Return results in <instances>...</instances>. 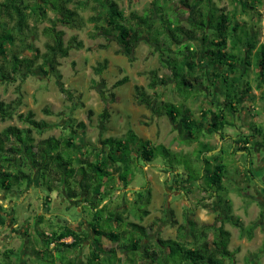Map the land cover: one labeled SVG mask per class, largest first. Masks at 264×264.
<instances>
[{"label":"rangeland","instance_id":"1","mask_svg":"<svg viewBox=\"0 0 264 264\" xmlns=\"http://www.w3.org/2000/svg\"><path fill=\"white\" fill-rule=\"evenodd\" d=\"M28 1L33 3V0ZM114 1L124 15L135 12L138 15L146 14L152 17L155 13L151 4L154 0ZM242 1L250 8H243L232 0H202L200 4L202 13H211V10L215 9L214 14H225L231 23H238L236 35L242 42L240 44L242 52L245 43H252L251 40H254L256 45L249 58H245L249 60L250 66H244L245 64L241 66L244 78L251 84L253 90L244 99L237 98L236 107L239 112L234 114L224 112L223 116L229 124H225L220 133L211 132L208 123L205 122V136H200L199 140L192 143L185 138L182 141L178 130L180 126L176 124L177 122L172 123L163 111V114H154L145 105L137 102L135 87H140L141 91L150 96L154 107L161 102L172 104L179 111L183 109L188 111L187 116L198 122L202 121L201 111H215L221 105L223 98L219 85L211 88L209 92L205 90V81L199 78L195 81L194 77L189 80L192 85L188 89L191 91L193 88L191 95L187 100H183L179 96L177 84L170 71L161 66L156 47L148 40L147 35L137 42L132 50L131 60L128 59L114 37H110L100 29L103 22L96 24L89 21L91 17H97V13L103 10L95 0H72L67 5L75 9L78 3H85L83 8L76 7L77 25L72 28L60 23L57 25L56 29L64 33L63 41L68 47V56L56 58L57 66L48 74L42 72L47 70L43 66L47 42L43 29L51 25L50 21L54 19V14L47 11L45 15L32 17L27 21L26 27L22 29V36L26 44L32 45L39 52L37 58H34L33 52L28 49L22 55L35 59L32 74L10 83L0 78V98L4 102L18 101L19 103L15 105L16 114H26L31 111L36 120H46L51 125V128L41 135L33 134L36 140L62 136L67 132L69 125H72L77 131L78 141L82 143L98 145L100 140L106 137L124 139L129 130H132L139 138L151 142L154 150L159 152L155 163L144 166L143 170L141 168L137 170L135 164L129 169H123L122 173L131 177L130 186L124 189L121 184L118 185L117 189L121 191L113 195V207L110 209L117 208L119 213L124 210V213L121 212L122 218L127 222L143 225L151 240L174 238L177 235V227L183 225L187 219L208 225L216 222L220 213L216 198L210 197L197 188L193 180L199 177L201 179L199 187L206 189L207 175L204 177L203 174L212 173L215 163L222 162L225 166L222 186L229 192L232 214L238 217L241 223L238 226L224 224V228L230 233L228 248L235 254V264H264V219L261 217V213H264V190L262 189L264 188V76L262 80H258L256 77L258 70L254 63L256 50L260 45H264V0H257L254 4L252 0ZM3 2L4 0H0V3ZM158 2L161 7L159 13H163L164 18L168 16L170 19L175 12L182 27L189 28L192 16L185 11L186 7L181 0H158ZM2 21H6L7 29H10L13 22L3 16ZM200 37L201 34L188 41L197 52L201 47ZM228 45L230 47L231 43L229 42ZM19 46L22 45L16 36L14 50L16 51ZM9 56L10 51L5 57L0 58V65H10ZM98 64L105 65L101 75L94 72V67ZM197 65L200 67L202 64L198 61ZM3 69L7 68L3 66ZM152 71H156L158 79L164 82L161 85L158 84L154 90H149L147 85ZM195 75L197 77L199 71ZM123 78H126V83L113 88L115 82ZM258 81L262 85L259 88L255 87ZM60 89H64L68 94H63ZM200 90H205L206 94ZM211 102L215 106H211ZM44 110H47L49 114L47 115ZM104 110L109 113L106 121L100 118ZM207 121L209 122V119ZM79 123L84 124V129L75 127ZM8 125L24 127L16 115L11 120L0 122V130ZM254 125L262 129L263 135L256 138L257 140L250 138L251 144L246 146L248 151L237 153L238 155L232 154V149L237 150L242 147L234 141L240 134L250 135L249 128ZM184 134H182L183 137L188 136L187 133ZM203 144L212 148L206 153L207 160L212 162L210 166L202 162L203 154L199 153ZM162 145L173 153L169 155L168 161L162 155L163 150L160 147ZM164 164H167L166 167ZM114 173L117 172L114 171ZM129 188L149 189L151 192L149 203L146 204L143 200L141 203L143 202L144 206L139 202L134 205L132 201H138L136 198L139 193L136 197ZM1 192L10 196L8 200L14 203L12 210L15 218L19 219L16 221L19 223L17 229L25 223L30 234L26 245L23 244L25 241L21 235H14L16 236L15 245H20L16 246V252L12 255L9 254L10 251L6 254L1 253L0 264L88 263L89 252L93 249V245L91 246L89 242L87 243L89 245H78L75 249L62 248L60 252L54 250V244L48 247L42 244L43 239L50 236L53 230L63 226L69 227V224L77 232H84L81 236L84 239L93 238V233L85 225V222L90 220V212L87 209L82 214L83 220H78V213L81 211L78 202L69 204L60 199L58 194L50 195L51 204L47 203L45 208L46 211L47 208L49 209V213L45 216H50L51 220L47 218L49 222L46 224L36 225L33 224L35 212L33 211L31 215V211L37 206L36 198L41 193L45 195L44 190L37 191V195L30 193L23 203L12 199L15 196L14 192L5 193L0 190ZM1 201L3 202L0 204L1 209H7L10 213L7 201L4 199ZM4 202L5 207H3ZM39 207L42 208L41 203ZM136 209H144L147 214L141 215ZM26 218H28L27 221H25ZM249 227L251 238L242 233V230L246 232ZM43 234L44 236H41ZM185 236L189 238L187 232ZM71 241L67 238L62 242L69 244ZM111 247L114 248L115 245L103 239L98 248L101 251H107ZM10 249L14 251V247ZM23 251L25 254L22 259ZM36 251L40 254L38 257L34 254ZM119 256L124 258V255Z\"/></svg>","mask_w":264,"mask_h":264},{"label":"trees","instance_id":"2","mask_svg":"<svg viewBox=\"0 0 264 264\" xmlns=\"http://www.w3.org/2000/svg\"><path fill=\"white\" fill-rule=\"evenodd\" d=\"M181 1L186 7L185 11L192 16L189 28L182 27L175 12L170 19L168 16L164 18L165 15L159 13L161 7L158 0L151 3L155 10L152 17L146 14L138 15L135 12L124 15L114 0H95L103 10L89 21L96 24L103 22L100 29L110 37H114L123 54L130 60L137 42L147 35L148 40L156 47L161 66L170 71L177 84L179 96L183 100L189 98L193 89L191 91L188 89L192 85L190 78L195 77V81L198 80L197 78L205 81V90L209 92L211 88L219 85L223 98L221 105L215 111H201L202 121L198 122L190 120L189 115L187 116L188 111L185 109L179 111L172 104L161 102L154 107L150 96L141 91L140 87H135V99L139 104L145 105L154 114L164 112L172 123L177 122L176 124L180 125L178 130L182 141L185 138L192 143L199 140L200 136H205V122H208V119L211 132H219L225 124H229L223 116L224 112L228 114L239 112L236 107L237 98L244 99L253 90L251 84L245 80L241 66L243 64L250 66L249 60L245 58H249L256 45L254 40H251L252 43L244 44L242 52L243 49L240 47L242 42L236 35L239 27L237 22L231 23L225 14H214L215 9L211 10V13H202L200 5L202 0H192L191 3L186 0ZM232 1L243 8H250L242 0ZM71 2L72 0H33V3L28 0H4L0 3V58L5 57L10 51V65H0V78L4 82L22 80L32 74L35 59L22 56L26 49L33 52L34 58L39 54L36 48L26 44L22 36V29L32 17L45 15L47 11L54 14V19L50 21L51 25L43 29V35L47 38L43 66L47 70L42 72L48 74L56 68V58L68 56V47L63 41L64 33L56 27L59 23L69 28L77 25L76 7L85 6V3L81 2L72 9L67 6ZM251 2L254 4L257 0ZM2 16L13 22L10 29H7L6 21H2ZM200 34L201 47L197 52L188 41L197 38ZM15 35L22 45L16 51L14 50ZM254 55L255 68L258 70L256 77L262 80L264 45H260ZM198 61L202 64L200 67L197 65ZM3 66L7 69H3ZM104 68L105 65L98 64L94 67V72L101 75ZM198 71L199 75L196 77ZM163 82L164 80L158 79L157 72L152 71L147 87L149 90H154ZM125 83L126 78L118 80L113 88ZM260 86H262L261 82L258 81L255 87ZM60 90L63 94H68L64 89ZM205 90L200 91L206 94ZM18 103V101L4 102L0 98V122L11 120L16 115L18 121L24 125V127L8 125L0 130V190L11 191L14 187H20L38 172V182L46 192L44 203H50L49 195L54 192L62 200L84 203L82 214L86 209L90 212V220L87 223L94 235L93 249L89 252L87 264H235V254L228 248L230 233L224 228V224L238 226L241 223L239 218L232 214L227 197L228 191L222 186L225 175L223 172L225 166L222 162L215 163L212 173L203 174L204 177L207 175L206 189L199 187L201 180L199 177L193 180L197 188L216 198L220 207L216 222L208 225L187 219L183 225L177 227V235L174 238L151 240L143 225L127 222L122 218L124 210L119 213L117 208L110 209L113 207L112 199L115 191L118 190V185L121 184L124 189L130 185L131 177L123 174V169H129L135 164L137 170L139 168L143 170L144 166L155 163L159 152L154 150L153 144L139 138L132 130L128 131L124 139L106 137L100 140V145L82 143L78 141L77 131L72 125H69L67 132L62 136L36 140L33 134L41 135L45 130L50 129L51 125L46 120H36L31 111L26 114H16L15 105ZM210 105L215 106L213 102ZM44 112L49 114L47 110ZM100 118L102 121L109 118L107 110L101 113ZM75 127L84 129V124L79 123ZM249 129L250 135L240 134L234 141L242 145L238 150H247L246 146L251 144L250 138L256 139L263 135L262 129L255 125ZM184 133L188 136L183 137ZM160 147L163 150L162 155L168 161L169 155L173 153L163 145ZM211 149L203 144L202 150H199V153L203 154L202 162L208 166L212 162L207 160L206 153ZM114 171L118 173L115 175ZM138 195V201L135 200L134 205L143 200L146 204L149 203L151 198L149 189L146 188L143 194ZM136 211L141 215L147 214L144 209H136ZM261 217L264 219V213H261ZM186 232L189 238H186ZM242 233L251 238L250 227L246 232L242 230ZM82 235L83 232H77L71 226H63L53 230L50 236L43 239L42 244L46 247L54 244V250L57 252L62 248L75 249L84 238L81 237ZM66 238H71L72 241L69 244L63 243L62 240ZM103 239L114 244L115 247L101 251L98 247ZM34 254L37 257L40 255L37 251ZM119 255H124V258Z\"/></svg>","mask_w":264,"mask_h":264},{"label":"crops","instance_id":"3","mask_svg":"<svg viewBox=\"0 0 264 264\" xmlns=\"http://www.w3.org/2000/svg\"><path fill=\"white\" fill-rule=\"evenodd\" d=\"M220 132L221 131H219V133ZM240 152H246V151H241V150H238V149L237 150L232 149V151H231L232 154H237V153H240ZM147 166L148 165H146L145 167H147ZM145 167H144V169H145ZM117 173H115V175ZM38 181H39V175H38V172H35L33 174V176H32V179L29 182H25L20 187H14V188L11 189V191H3V192H5V193L14 192L15 193V196L12 199H16V200L21 201L23 203L25 197H27L30 193H33V195H37V191L43 190L41 188V186H40V184H39ZM128 187L126 189H128ZM129 189L131 190V192L133 191L132 193L134 195H136V197H137V194L138 193L143 194V191L145 190L144 188H141L140 190H137V189L135 190L134 188H132V189L129 188ZM262 189L264 190V188H262ZM262 189H259V190L263 191ZM33 191H35L36 193L33 192ZM119 191H121V190H117V191H115V193L116 192H119ZM45 194H46V192H45ZM228 194H229V192H228ZM1 195L2 196H0V198H1L0 199V204L2 202L1 200H3V199L6 200L7 203H8L7 205H9V208H10L11 212L9 213V211L7 209L2 210L1 209L2 207L0 206V254L1 253L4 254L5 251H12L14 253V252H16V246L18 247L20 245V244L15 245V243H16V238L15 237L16 236H14V235H21V238L24 239V241H25V243H23V244L26 245L27 238H28V236H29L30 233H29V230L27 229L26 225H24L25 223L22 224V225H20L19 226V229H17L19 223H17L16 221L19 220V219L15 218V214H14V212L12 210V206H13L14 203L11 202L10 200H8L9 199L8 197H10V196L5 195L4 193H2ZM50 195H55L56 196V193L54 192V193H51ZM6 196H7V198H6ZM44 197H45V195L43 193H41V195H39V197L36 198V200H37V202H36L37 206L35 207V210H32L31 211V215H32L33 211L35 212V219H33L34 220L33 224H36V225L39 224V223L40 224L41 223L42 224H44V223L46 224L47 222H49L51 220L50 219V216H45L46 213H49V209L47 208V211L45 210V208L47 206V203H44ZM227 197H228V195H227ZM123 199H124V197H123ZM54 202H55V199H54ZM54 202L52 203L53 205H54ZM67 202H69V204H71L70 201H67ZM133 202H135V200L132 201V203ZM39 203L42 204V208L41 209L39 207ZM139 203L142 204L143 202L142 203L139 202ZM50 204H51V199H50ZM53 205H51V206H53ZM79 205L81 206L80 207L81 208V211L78 213V216H79L78 217V220H83V218H82V206H84V203H81ZM142 205L144 206V204H142ZM5 206L6 205H5V202H4L3 207H5ZM41 217H42V219H41ZM47 218H49L48 219L49 221L47 220ZM27 219L28 218H26L25 221H27ZM25 221H23V222H25ZM85 223H86L85 225L89 228V224L87 223V221ZM69 226H70V224H69ZM33 229H34V227H33ZM66 239H63V240H66ZM92 241H93L92 238H89V237H87L86 239L83 238L82 241H81V243L79 245L81 246L82 244L83 245H89L90 244L92 246ZM88 242H89V244H87ZM11 247H14V251L12 249H10ZM12 252L9 253V254L12 255L13 254ZM21 253H22L21 257L23 259V256L25 254V251H23ZM10 263H11V260H10ZM21 263H23V261H21Z\"/></svg>","mask_w":264,"mask_h":264}]
</instances>
